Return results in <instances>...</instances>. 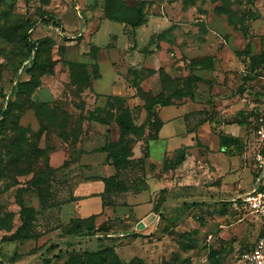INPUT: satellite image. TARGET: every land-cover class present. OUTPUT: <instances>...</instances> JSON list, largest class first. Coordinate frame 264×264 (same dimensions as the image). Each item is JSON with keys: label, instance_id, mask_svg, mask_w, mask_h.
Segmentation results:
<instances>
[{"label": "rangeland", "instance_id": "obj_1", "mask_svg": "<svg viewBox=\"0 0 264 264\" xmlns=\"http://www.w3.org/2000/svg\"><path fill=\"white\" fill-rule=\"evenodd\" d=\"M28 21L55 59L30 92ZM263 48L264 0H0V264H230L262 228L232 199L257 174L259 141L241 121L264 93ZM159 93L172 96L161 128L128 136L116 167V117L128 108L141 124ZM41 172L22 215L19 190ZM105 181L97 218L63 216ZM108 217L119 233H90ZM23 219L27 236L12 238Z\"/></svg>", "mask_w": 264, "mask_h": 264}, {"label": "trees", "instance_id": "obj_2", "mask_svg": "<svg viewBox=\"0 0 264 264\" xmlns=\"http://www.w3.org/2000/svg\"><path fill=\"white\" fill-rule=\"evenodd\" d=\"M49 20H55V15L53 13H48ZM127 20V18H126ZM141 17H138L136 20L128 19L129 23L138 25L141 23ZM59 25L62 26L61 21H57ZM34 26V22L28 21L23 30H22V38L27 44L28 51L31 54L33 51H35L34 58L32 61V65L30 67L31 71V78L27 81H24L22 85L27 86V90L30 92L34 88L38 87L41 84V77L42 75L46 73H51L54 70V63L55 59L47 49L48 46L53 42L51 38H41V39H34L32 34V28ZM262 55H264V48L262 51ZM172 104V96L165 95L164 93H159L157 96H153L148 100L146 109H147V118L144 122L141 124H137L134 121V118L131 115V112L128 108H123L121 113L116 117L118 124L120 126V137H119V147L116 150H111L110 156L113 159V162L115 163L116 167H120L124 165L125 162H127L128 157L132 155V149L126 142V138L130 136L131 134L139 136L144 132L145 127H149L150 133L153 134V137H155L157 131L162 126V119L159 117L157 113V107L159 105L168 106ZM9 113V108L4 109L2 112V117L0 118V125L2 124V120L4 117H6ZM252 116V113L249 111L247 117L245 120H242L241 123H245L246 125L251 124L250 118ZM105 123H109L110 119H101ZM221 143L223 146H232L237 145L240 141V139L236 136H231L222 133L220 135ZM45 172H41L38 175H36L31 181L30 184L24 187H21L19 190V200L22 204L21 214L23 215L28 207L25 204L24 200V193L26 190L30 188H39L41 184L45 180ZM107 181H105V188L100 193L103 204L106 207L105 202V192L107 190ZM41 194V193H40ZM99 214H92L88 217H78L80 222H86L90 219H95L98 217ZM73 220V218H72ZM119 220V221H118ZM80 222L77 225V229H80ZM122 223V220L120 218H107L104 221H102L99 224H92L93 227L90 225H87V227H91L90 233L96 234L100 233L103 235H110L114 233H119L117 230L120 228V224ZM29 227V221L28 219H23L22 225L18 227V229L15 231V233L12 235V238H20V237H26L27 235H22L23 231ZM165 230L168 231L166 228ZM259 235H264V227L262 226L261 231ZM7 264V263H6Z\"/></svg>", "mask_w": 264, "mask_h": 264}, {"label": "built area", "instance_id": "obj_3", "mask_svg": "<svg viewBox=\"0 0 264 264\" xmlns=\"http://www.w3.org/2000/svg\"><path fill=\"white\" fill-rule=\"evenodd\" d=\"M249 111L252 113L250 125L259 141L257 174L251 185L239 191L232 201L240 210L260 219L264 227V93ZM230 264H264V235H259L251 245L238 251Z\"/></svg>", "mask_w": 264, "mask_h": 264}, {"label": "crops", "instance_id": "obj_4", "mask_svg": "<svg viewBox=\"0 0 264 264\" xmlns=\"http://www.w3.org/2000/svg\"><path fill=\"white\" fill-rule=\"evenodd\" d=\"M104 186L101 183L95 185L90 195L78 196L74 195L70 201L63 205L62 213L65 217H73L77 214L79 217H88L92 214H101L106 210L103 204V199L100 193L103 191ZM79 194V193H77Z\"/></svg>", "mask_w": 264, "mask_h": 264}, {"label": "water", "instance_id": "obj_5", "mask_svg": "<svg viewBox=\"0 0 264 264\" xmlns=\"http://www.w3.org/2000/svg\"><path fill=\"white\" fill-rule=\"evenodd\" d=\"M157 217L156 213H151L146 216L143 220L137 223V228L144 229L151 221H153Z\"/></svg>", "mask_w": 264, "mask_h": 264}]
</instances>
